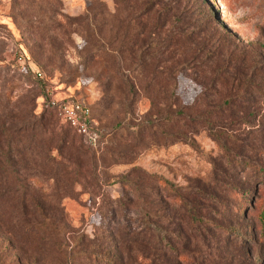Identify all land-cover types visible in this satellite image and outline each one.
Returning a JSON list of instances; mask_svg holds the SVG:
<instances>
[{"label": "rangeland", "instance_id": "obj_1", "mask_svg": "<svg viewBox=\"0 0 264 264\" xmlns=\"http://www.w3.org/2000/svg\"><path fill=\"white\" fill-rule=\"evenodd\" d=\"M143 25L146 32H159L152 36L156 40L167 39L165 46L155 47L163 52L165 65L175 68L165 87L168 100L164 88H145L149 73L134 70L135 54L129 59L121 52L122 45L129 46V41L122 42L129 32L143 39ZM186 37L197 47V61L184 62L187 46H173ZM219 49L226 62L224 74L238 79L227 77L229 84L238 86L245 75L264 91V0H0V120L5 121V138L12 136L2 114L9 99L10 107L34 115L16 120L15 127L23 129L43 115L51 121L49 131L67 127L48 101L49 88L59 99L96 103V125L104 132L92 145L69 127L84 160L81 177L69 188L57 181L43 154H29L23 176L42 182L41 192L51 205L60 201L63 228L60 235L48 233L49 239L62 243L40 241L39 234L22 226L21 216L11 218L5 207L0 213L3 264H19L21 259L24 264L106 263L93 253L108 254L113 264H264V97L250 98L245 108L224 106L215 130H224L221 137L229 142L236 139L238 155L256 165L248 169H231L208 124H196L176 137L180 128L166 126L164 133L158 123L166 110L182 111L200 100L206 89L202 77L212 73L209 62L202 63ZM30 67L42 70L46 87L32 79L30 84L16 80L13 87L5 81L7 73ZM107 80L112 84L108 91ZM217 87L223 88L221 83ZM26 95L34 99L31 106L22 102ZM108 99L112 103L103 107ZM122 119L124 124L117 126ZM143 121L145 135L140 133ZM51 151L61 160L55 147ZM134 179L143 188L134 186ZM120 201L133 202L125 214L133 222L143 212L152 213V221L173 236L172 247L190 252L195 261L187 263V255L163 245L124 240L127 219L121 216Z\"/></svg>", "mask_w": 264, "mask_h": 264}, {"label": "trees", "instance_id": "obj_2", "mask_svg": "<svg viewBox=\"0 0 264 264\" xmlns=\"http://www.w3.org/2000/svg\"><path fill=\"white\" fill-rule=\"evenodd\" d=\"M146 31H149L148 27L143 25L142 40L139 39L135 31L134 33L129 32V35L126 34L125 38L123 36L122 42H125L126 45V43L129 41V46L124 47V45H122L121 52L128 53L130 56L129 59H131V55L133 56L132 53L135 54L136 57H134V59L136 60V69L134 70L139 69V72L143 73V75H145L146 72L149 73L146 77L148 78V80L145 79L147 81L144 85L145 88L148 89L151 86L157 87L158 89L164 88L165 91L163 97L165 100H168L169 97H167L166 95L169 94V92L165 89V87L167 85V82H169L168 79H171L173 77L175 68L167 67V65H165V60H163L162 58L163 52L160 53V51H157L155 47V45L161 43L163 46H165L167 44L165 43V40L167 39H164L163 42L160 40H156V38H153L152 36H156L159 33L158 31ZM185 39V42H176V44L173 43V46L175 47V49L180 50H182L183 47L187 46L183 49V55L186 57L184 58V62L197 61V47L194 46V43L191 41L190 37H186ZM220 51V49L216 50L213 55H206L204 58L202 64L207 65V63L209 62L208 69L212 71V73L211 77H202V82L204 83L206 89L203 91V93L200 94V100L198 102L196 100V104L192 107L184 106V110L182 111L169 112L168 110H166L165 113H161L162 116H158L160 119L158 123L162 125L160 127V130L164 133H167L165 128L166 126L170 125L175 128H180L177 131L178 133L176 134V137H178L186 135L187 133L185 131H190L191 127L193 128V126L196 124H208L210 131L213 132V136L218 141V144L221 145L227 159L226 161L231 169H240V166H242L241 168L247 169L250 167H256V165L250 164V160L248 163H246L247 159L242 158L238 155L237 151L235 150L237 149V144L236 142H233L236 139L229 142V139H226V137H221L220 133L224 130H220L219 134H216L215 130L219 128L217 125H220L221 123V112L224 106H229L227 109H230L238 104H243L242 107L245 108L250 98L254 97L255 101L259 96L264 97V91H261L257 87L256 82H253L251 77H245V75L243 76V79L238 81V86H236L237 82L229 84L228 78H233L235 81H237L238 79L235 76H226L224 74L226 72V62L225 59H223L224 57H222L223 53L220 54ZM198 64L201 63L198 62ZM195 67L198 66L196 65ZM196 77L198 78L200 77V75H197ZM5 78V81L11 84L12 87L14 86L12 84L15 83L16 80H24L25 83H33L32 80H35L38 82V84H41L44 87H46L47 85V81L45 80V78L39 77L38 72L33 70L31 67L26 72H22L19 74L7 73L5 75ZM245 78L246 80H244ZM218 83H221L223 88H218ZM111 85L112 84L109 80L105 82L104 86L107 91L111 89ZM29 97L30 96L26 95L22 99L23 104L26 106H31L33 104L34 99ZM170 97L172 99L171 94ZM212 97H216L217 101H210ZM156 99H158V95H155L153 97V101L158 104L159 99ZM9 100L6 101V111L2 114L3 117H6V121L10 123V130L9 128H6L5 133L6 130H9L12 136H7L5 138V135L3 133V129L5 128V121L2 120L1 122L0 120V213L3 212L6 207L7 214L11 215V218L21 216V219L25 220L24 224H22V226H26L25 229H31V231L35 232L36 235L39 234L40 241H47V239L52 237V234L48 232L55 231L57 235H60L61 229L63 228L61 220H64L65 215L64 213H61L62 209L59 203L60 201H56V205H51L46 197H44L47 194L41 192V181H33V179H28V177L23 176L24 171L26 170L24 165L28 163L29 154H32V152L43 154V157L45 159L44 164L48 168H50L51 171H53V174L55 176H57V181H59V183L63 181L65 187L69 188L70 186L77 183V178L81 177V168L84 165V160L81 157L82 148L76 145V138L71 135L69 129V127L71 126L69 124H66L67 127L64 129L62 128V130L59 132L55 129L49 131V129L51 128V121L44 115L40 118L31 120L30 123H28V125H26L23 129L15 127L16 120L23 119L28 116L34 118V115L29 109L28 111L22 110L21 112H19V106L10 107L11 99ZM109 103H112L111 99L102 101L103 107H107ZM202 103L203 107L198 106ZM95 104L96 103H90L89 105L91 108V118L95 123L96 131L98 132L100 139L103 136L104 132H102L100 127L96 125V118L94 114ZM158 114L159 110L157 111L156 115ZM126 117L127 115H125L124 118ZM148 122L153 123L152 120H149ZM123 124L124 119H122L117 124V126L120 127ZM139 126L142 129L140 133L143 132L142 134L145 135L148 131V126H146L145 121H143V124H140ZM71 128L73 129V127ZM46 131L49 132V135H44ZM19 133L21 135H18ZM224 133L226 135L227 132ZM80 136L82 137V139H84L82 135ZM52 147H55L57 151H59V154L62 156L61 160H56V156L53 155L51 151ZM39 148H41V150H39ZM69 163L73 164L76 168L72 171L68 169L67 165ZM261 171L264 172V166H262ZM146 176V178H148V176L153 178L152 175L146 174ZM144 178L145 177H143V179ZM155 178L156 180L159 179L160 182H168V179L162 176H155ZM262 180H264V178ZM35 182L41 185H36ZM137 183L138 181L136 179L132 181V184L134 186L137 185ZM137 188H143V185H137ZM59 190V187H57L56 193ZM152 190L157 191L158 189L152 187ZM139 191V196H142L143 190ZM126 201L119 202L121 209L123 210V214L121 213V216L127 219L126 227L122 230V238L124 240L137 242L140 239L143 240V242L146 244H154L157 246L158 244L163 245V247L165 248L167 247L172 251L174 250L176 252H179L180 256L187 255L188 259H186V261L184 260L185 262L189 263L195 261L194 259H192V254L190 252H182L183 249L178 250L172 247L171 241H173V239H171L170 237L173 236L168 234L167 232L164 233L160 225H158L156 221H152L154 220L152 218V213L143 212V218L135 222H133L131 219H128L125 214L128 213V207L132 205L133 202H130L128 204L126 203ZM5 203H7L8 205H6ZM2 215L3 214H0V216ZM153 216L155 217V214ZM56 217H60V219H56ZM262 218L264 226V215H262ZM134 229H138L137 232H134ZM237 236L239 237L241 235L237 234ZM49 242H53L54 244L62 243L58 240H54L53 238L49 239ZM168 245H171V247H169ZM2 253L3 251L0 252L1 255ZM93 254V257L95 259H101L104 261V263L106 262L105 264H113V260L108 254ZM24 263L22 262V259L21 262H19V264ZM0 264H3V259L1 258V256Z\"/></svg>", "mask_w": 264, "mask_h": 264}, {"label": "built area", "instance_id": "obj_3", "mask_svg": "<svg viewBox=\"0 0 264 264\" xmlns=\"http://www.w3.org/2000/svg\"><path fill=\"white\" fill-rule=\"evenodd\" d=\"M20 59L22 60L23 57L20 56ZM37 72L39 77L44 78L41 71ZM47 94L51 107L57 110L61 120L73 127L90 144L97 145L99 134L91 118L90 105L83 100L75 98L59 99L54 95V90L51 88L47 90Z\"/></svg>", "mask_w": 264, "mask_h": 264}]
</instances>
